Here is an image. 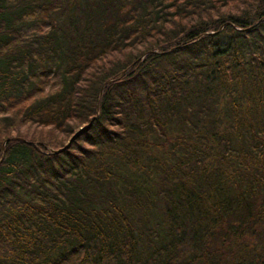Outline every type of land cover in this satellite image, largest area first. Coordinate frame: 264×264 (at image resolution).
<instances>
[{"label":"trees","instance_id":"16d2710c","mask_svg":"<svg viewBox=\"0 0 264 264\" xmlns=\"http://www.w3.org/2000/svg\"><path fill=\"white\" fill-rule=\"evenodd\" d=\"M0 162V264H264V0H0Z\"/></svg>","mask_w":264,"mask_h":264},{"label":"water","instance_id":"95a60500","mask_svg":"<svg viewBox=\"0 0 264 264\" xmlns=\"http://www.w3.org/2000/svg\"><path fill=\"white\" fill-rule=\"evenodd\" d=\"M127 71L128 70H126V71H124L122 74H121V76L119 77V79L121 78V77H123L126 73H127ZM115 80H109L108 82H107V84L109 85V84H111V83H113ZM74 140V138H72L71 140H70V142L67 144V146L65 147V148H63L62 150H60V151H52L53 153H61V152H64L65 150H67V148L69 147V145H70V143L72 142ZM1 163V162H0Z\"/></svg>","mask_w":264,"mask_h":264}]
</instances>
